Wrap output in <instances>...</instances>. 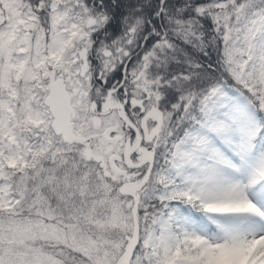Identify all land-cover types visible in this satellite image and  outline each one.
I'll return each instance as SVG.
<instances>
[{
	"label": "snow or ice",
	"instance_id": "6c2138e0",
	"mask_svg": "<svg viewBox=\"0 0 264 264\" xmlns=\"http://www.w3.org/2000/svg\"><path fill=\"white\" fill-rule=\"evenodd\" d=\"M0 264H264V0H0Z\"/></svg>",
	"mask_w": 264,
	"mask_h": 264
}]
</instances>
